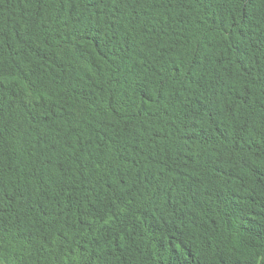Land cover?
Masks as SVG:
<instances>
[{
  "label": "trees",
  "instance_id": "trees-1",
  "mask_svg": "<svg viewBox=\"0 0 264 264\" xmlns=\"http://www.w3.org/2000/svg\"><path fill=\"white\" fill-rule=\"evenodd\" d=\"M0 264H264V0H0Z\"/></svg>",
  "mask_w": 264,
  "mask_h": 264
}]
</instances>
